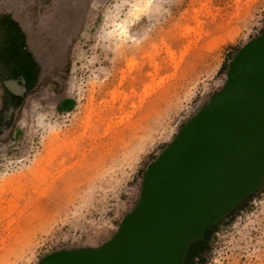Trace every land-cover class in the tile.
Listing matches in <instances>:
<instances>
[{
  "label": "rangeland",
  "instance_id": "1",
  "mask_svg": "<svg viewBox=\"0 0 264 264\" xmlns=\"http://www.w3.org/2000/svg\"><path fill=\"white\" fill-rule=\"evenodd\" d=\"M263 30L264 0H0V264L111 240L147 165ZM26 32L46 66L8 128L7 42ZM243 202L194 264H264V186Z\"/></svg>",
  "mask_w": 264,
  "mask_h": 264
},
{
  "label": "water",
  "instance_id": "2",
  "mask_svg": "<svg viewBox=\"0 0 264 264\" xmlns=\"http://www.w3.org/2000/svg\"><path fill=\"white\" fill-rule=\"evenodd\" d=\"M13 80L5 85L15 90ZM263 186L264 30L234 54L225 86L147 165L138 206L113 238L54 251L39 264H185L191 245Z\"/></svg>",
  "mask_w": 264,
  "mask_h": 264
},
{
  "label": "flooded vegetation",
  "instance_id": "3",
  "mask_svg": "<svg viewBox=\"0 0 264 264\" xmlns=\"http://www.w3.org/2000/svg\"><path fill=\"white\" fill-rule=\"evenodd\" d=\"M28 32L20 34L19 36H12L7 42L8 53L5 55V62L7 67L9 66L10 75L8 78L4 79V84L6 80L14 79L20 80V84L16 85V82L12 84L13 89L6 88L10 91L17 93L20 97L23 96L32 86L34 77L37 71H43L46 66L45 55L47 50L42 45V41L38 38L30 37L27 35ZM21 77L26 78L25 87L23 91H18L19 88H23V80Z\"/></svg>",
  "mask_w": 264,
  "mask_h": 264
},
{
  "label": "crops",
  "instance_id": "4",
  "mask_svg": "<svg viewBox=\"0 0 264 264\" xmlns=\"http://www.w3.org/2000/svg\"><path fill=\"white\" fill-rule=\"evenodd\" d=\"M3 87H4V96H3V100H4V105L6 106L5 107V112L8 114V113H11V115L5 117L6 119V125L5 127L8 126V128L10 126H12L11 122H12V119H15V117L12 116V112L17 110V108H15V106H18L20 105V101H21V97L17 94V93H14L12 91H10L9 89L6 88L4 82H3ZM14 106V108L16 110H14V108L12 109L11 106ZM75 106V103L74 101H72L71 99H67V98H63L62 100H60V102L58 103V107L61 109L62 112H66V111H70L74 108ZM8 121V122H7ZM4 129V128H3ZM6 129V128H5ZM4 129V131L0 132V135L2 133H4L6 130Z\"/></svg>",
  "mask_w": 264,
  "mask_h": 264
},
{
  "label": "trees",
  "instance_id": "5",
  "mask_svg": "<svg viewBox=\"0 0 264 264\" xmlns=\"http://www.w3.org/2000/svg\"><path fill=\"white\" fill-rule=\"evenodd\" d=\"M211 229H213V226L208 229V231H207V233L205 235V238H204V240L202 242L194 243V244L191 245V247H190V249L188 251V254H187V258H186V263L185 264H194L196 258H198L199 255H201L203 247H204V245L206 243V240H207V235H208V233L210 232Z\"/></svg>",
  "mask_w": 264,
  "mask_h": 264
},
{
  "label": "bare ground",
  "instance_id": "6",
  "mask_svg": "<svg viewBox=\"0 0 264 264\" xmlns=\"http://www.w3.org/2000/svg\"><path fill=\"white\" fill-rule=\"evenodd\" d=\"M13 81H19V80H13ZM21 82V81H20ZM20 82H16V85L18 86V84H20ZM10 83V82H9ZM22 83V82H21Z\"/></svg>",
  "mask_w": 264,
  "mask_h": 264
}]
</instances>
